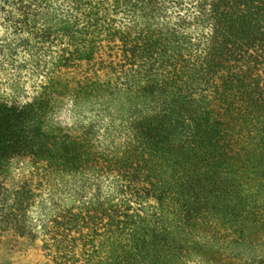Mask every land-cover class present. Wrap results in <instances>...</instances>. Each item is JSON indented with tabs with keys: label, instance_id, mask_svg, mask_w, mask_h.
Returning a JSON list of instances; mask_svg holds the SVG:
<instances>
[{
	"label": "trees",
	"instance_id": "trees-1",
	"mask_svg": "<svg viewBox=\"0 0 264 264\" xmlns=\"http://www.w3.org/2000/svg\"><path fill=\"white\" fill-rule=\"evenodd\" d=\"M1 3L48 70L0 101V174L27 156L76 199L43 228L50 264H264V0ZM54 96L89 115L76 133L45 126Z\"/></svg>",
	"mask_w": 264,
	"mask_h": 264
},
{
	"label": "rangeland",
	"instance_id": "rangeland-1",
	"mask_svg": "<svg viewBox=\"0 0 264 264\" xmlns=\"http://www.w3.org/2000/svg\"><path fill=\"white\" fill-rule=\"evenodd\" d=\"M18 16L13 4H0V101L21 106L30 103L46 83L48 68L43 69V65L48 57H44L41 45L35 56L30 47L34 43H27L28 35L17 24ZM107 63L102 54L93 63L71 69L66 77L74 82L94 79L103 74ZM89 118L76 112L67 97L54 96L44 124L76 133ZM21 192H27L22 201L18 199ZM89 197L86 193L82 198ZM75 200L73 192H66L61 183H49L46 173L29 157L13 158L0 174V264H50L42 247L50 236L43 228Z\"/></svg>",
	"mask_w": 264,
	"mask_h": 264
}]
</instances>
